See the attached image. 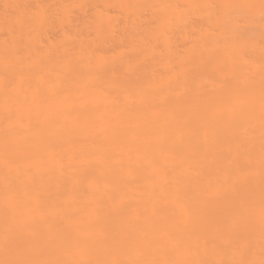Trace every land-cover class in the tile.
Segmentation results:
<instances>
[{
    "label": "bare ground",
    "instance_id": "bare-ground-1",
    "mask_svg": "<svg viewBox=\"0 0 264 264\" xmlns=\"http://www.w3.org/2000/svg\"><path fill=\"white\" fill-rule=\"evenodd\" d=\"M0 264H264V0H0Z\"/></svg>",
    "mask_w": 264,
    "mask_h": 264
}]
</instances>
